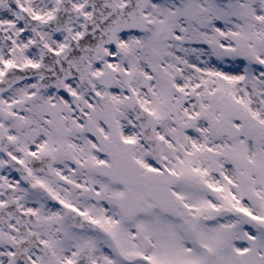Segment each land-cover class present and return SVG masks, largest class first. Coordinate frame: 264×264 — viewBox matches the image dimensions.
<instances>
[{
	"label": "rangeland",
	"instance_id": "1",
	"mask_svg": "<svg viewBox=\"0 0 264 264\" xmlns=\"http://www.w3.org/2000/svg\"><path fill=\"white\" fill-rule=\"evenodd\" d=\"M58 1L0 0V30L5 36L0 40V72L10 63L24 65L40 58L33 35L22 32L19 9L46 19L54 14ZM157 3L147 9L148 29L123 35L124 52H112L111 59L95 67L99 98L68 84L77 94L73 98L79 107L76 111L73 102L53 89L41 90L37 80L5 95L4 106L13 112L6 123L10 149L26 163L35 153L56 154L62 162L73 157L70 170L75 165L78 171L94 170L99 178L92 176L90 186L70 172L33 177L49 190H63L58 181L68 178L80 195L75 204L83 210L89 206L96 211L100 206L109 211V204L117 203L120 216L129 217L115 232L119 249L128 258L140 254L152 264H264L263 229L258 228L263 233L257 241L248 238L259 234L251 227L246 241H234L240 223L253 227L249 219L264 216V0ZM74 6L88 13L85 0H74ZM81 24L73 25L75 35ZM40 32L54 49L67 43L63 33L43 28ZM135 101L160 120L158 133L164 140L169 172L154 167L142 144L132 117ZM80 111L87 112L86 124L79 118ZM80 149L82 153H77ZM7 185L15 186L13 197L20 206L41 218L36 228L40 236L52 240L56 250L61 248L58 263L33 251L37 264H62L72 254L71 243L91 241L73 227L67 230L58 206L44 193L21 185L0 152V200ZM81 196H92L99 204L92 208L93 200L82 206L77 200ZM216 202L221 207L216 209ZM215 212L222 216L221 224L209 222L213 231L207 230L204 221L194 230L198 215ZM233 223H237L234 229ZM217 224L222 226L219 235ZM15 238L14 230L0 225V264H20L7 262ZM103 239L95 246L101 264H145L123 259ZM246 248L249 251L244 252Z\"/></svg>",
	"mask_w": 264,
	"mask_h": 264
},
{
	"label": "water",
	"instance_id": "2",
	"mask_svg": "<svg viewBox=\"0 0 264 264\" xmlns=\"http://www.w3.org/2000/svg\"><path fill=\"white\" fill-rule=\"evenodd\" d=\"M87 2L93 6L94 14L90 18L85 17L86 25L83 35L77 40H73L69 33L68 36L71 43L69 47L60 53L51 52V50L44 46L41 43V40H39L36 46L43 50L41 63L36 67L27 65L25 68L13 69L10 71L0 84V94L9 89L15 82L34 76H40V82L43 87L54 84L57 88L64 89V79L66 77L75 76L76 64L86 62L88 56L95 60H100V58H97V55L102 53L101 48L102 43L104 42V40L102 41V37L104 34H107L105 38L106 42H113L116 32L124 29V22L127 23V25L125 24V27L144 28L143 10L150 0H128V3L121 7L117 5L116 0H87ZM77 15L78 14L76 13V17ZM62 16V14H58L56 17L57 19H54L56 21H53L54 23L52 22L48 26L55 27V25H59L54 28L59 30L62 23L65 26L70 21L74 20V18L66 19L63 17L64 20L61 23ZM86 85L89 89L92 88L89 81ZM0 114H3L2 108H0ZM151 131H154V129ZM152 134L153 132L149 134L147 131L144 132V137L150 146H152L150 141L154 140ZM8 141L4 129L0 124L1 147L14 169L25 179L26 182L29 183V174L26 172L25 167L7 152L6 145ZM154 154L155 159L162 163L158 147L154 151ZM44 169L48 171L49 167ZM13 205L16 206L15 203H13ZM1 207L0 220L4 221L6 219L15 218L21 230H25L27 222L34 225L39 224V219L35 218L33 214H25L20 211V209L16 207L14 208L13 206ZM4 216H7V218ZM68 216L76 225L84 226L83 224L85 223V220L81 218L82 216L78 212L69 210ZM44 248L46 247L44 246ZM79 259H82V264H94L89 250L86 253H83L82 251V254L78 255V260L76 261L78 263L73 264H80Z\"/></svg>",
	"mask_w": 264,
	"mask_h": 264
}]
</instances>
